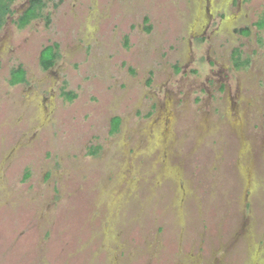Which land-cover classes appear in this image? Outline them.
Instances as JSON below:
<instances>
[{"label":"rangeland","instance_id":"374dc122","mask_svg":"<svg viewBox=\"0 0 264 264\" xmlns=\"http://www.w3.org/2000/svg\"><path fill=\"white\" fill-rule=\"evenodd\" d=\"M29 1L0 26V264H264V0H42L19 28Z\"/></svg>","mask_w":264,"mask_h":264},{"label":"trees","instance_id":"16d2710c","mask_svg":"<svg viewBox=\"0 0 264 264\" xmlns=\"http://www.w3.org/2000/svg\"><path fill=\"white\" fill-rule=\"evenodd\" d=\"M12 1L13 0H0V26L4 22L5 15L9 12L8 6ZM44 6L45 5L42 0H30L27 8L23 11V13L18 17L16 21L17 27L23 28L32 20L38 18L40 16V11L42 10V8H44ZM253 26L258 31L264 30V12L261 14L259 19L253 23ZM146 30L149 31V28H147ZM238 32L243 36L249 35L248 28L240 29ZM231 57H232L233 67L236 70H241L242 68H246L250 63V61H248L247 59L241 60L238 49H234L232 51ZM57 58H58L57 45L47 46L43 48L39 55V65L41 69L47 71L50 68H52L56 63ZM23 82H25V71L20 67L12 70L10 73L9 84L14 86L17 84H21ZM65 96H67V98L70 100L74 97V96L71 97L69 94ZM119 125H120V118L113 117L110 122L109 134L114 135L118 131ZM97 152H98V147H95L89 151V154L96 155Z\"/></svg>","mask_w":264,"mask_h":264}]
</instances>
